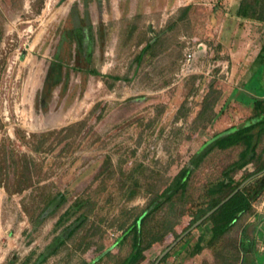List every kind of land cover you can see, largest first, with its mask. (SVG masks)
Masks as SVG:
<instances>
[{
	"label": "rangeland",
	"instance_id": "1",
	"mask_svg": "<svg viewBox=\"0 0 264 264\" xmlns=\"http://www.w3.org/2000/svg\"><path fill=\"white\" fill-rule=\"evenodd\" d=\"M241 2L0 0V264H116L129 253V240L117 242L124 229L207 141L247 122L254 98L264 99V21L238 16ZM78 33L91 40L89 57ZM199 42L207 51L181 75L187 47ZM53 62L61 79L49 90ZM241 149L206 157L185 198L155 216L173 231L144 240L138 264H155L186 231L209 183ZM263 200L220 241L228 262L208 245L205 225L178 240L167 263L264 264L254 233ZM81 216L75 234L42 261ZM197 243L204 247L195 253Z\"/></svg>",
	"mask_w": 264,
	"mask_h": 264
},
{
	"label": "trees",
	"instance_id": "2",
	"mask_svg": "<svg viewBox=\"0 0 264 264\" xmlns=\"http://www.w3.org/2000/svg\"><path fill=\"white\" fill-rule=\"evenodd\" d=\"M237 15L244 18L264 21V0H242L237 10ZM72 19L75 28L80 32L82 21L80 20L79 14L77 12H72ZM87 38L88 37L83 40V34L78 33L77 41L80 49L79 51L80 53H86L87 57H89V54H91L92 51V43L91 40H87ZM64 39H62V41H64ZM150 46L151 43H148L142 51L147 50ZM263 49L264 46L262 50ZM263 56V51H260L258 57ZM60 68V63H52L46 81L49 90L61 79ZM91 73L104 76L98 69H92ZM114 78L119 79L120 77L115 75ZM253 109L254 113L247 122L241 125L231 126L215 134L209 141H207L203 148L191 157L190 163L177 173L171 184L165 188L162 193L157 194L152 199L147 209L138 214L124 229L123 233L118 237L117 242L123 244L129 240L130 251L122 260L116 262V264H138L144 257V250L142 247L144 240L150 241L155 238L161 239L160 235H156L155 237H153V235L159 234L163 228L166 233L173 231L170 227L160 225L162 224L161 222L160 224L155 223L154 219L156 214L159 213V211L168 203L173 206L175 203V197L180 199L185 198L192 174L214 150H226L236 146H242L239 157L223 170L221 177L209 183L203 196V200L194 212L190 225L186 230L210 210L224 201L230 194L238 189L243 182L264 170V146L259 150V146L264 138V99L259 97L254 98ZM249 164L254 165V170L247 172L243 179L237 180L235 178V173L246 168ZM263 194L264 173L249 180L243 187L238 189L233 196L221 204L195 228H201L202 226L208 225L211 231V238L208 241V245L219 249L220 241L225 239L226 235L236 225L237 221L245 214L255 212L254 203L258 201ZM59 196H61V198L63 197L62 194H59ZM57 197L55 198L56 200ZM85 218L86 217L84 216L78 217L75 223L69 226L67 232L58 235L53 243L48 246L47 251L41 254L42 261L55 253L59 247L65 243L67 236L71 237L75 234L77 229H79L85 221ZM79 221L80 223L75 225ZM186 241L182 244L181 248L185 246ZM251 243L254 245V241ZM203 247V243H197L194 252H200ZM224 248L225 247H221L217 253L221 254L218 256H220L223 261L228 262L229 258L222 253ZM238 251H240V248ZM169 253L170 251L164 255L161 264H169L166 261L170 255ZM107 254H109V251L106 250L101 254L100 258ZM93 263L94 262H86L85 264Z\"/></svg>",
	"mask_w": 264,
	"mask_h": 264
},
{
	"label": "built area",
	"instance_id": "3",
	"mask_svg": "<svg viewBox=\"0 0 264 264\" xmlns=\"http://www.w3.org/2000/svg\"><path fill=\"white\" fill-rule=\"evenodd\" d=\"M208 47L204 42L189 44L185 52V58L181 67V75H189L195 70V62L201 51H207Z\"/></svg>",
	"mask_w": 264,
	"mask_h": 264
},
{
	"label": "water",
	"instance_id": "4",
	"mask_svg": "<svg viewBox=\"0 0 264 264\" xmlns=\"http://www.w3.org/2000/svg\"><path fill=\"white\" fill-rule=\"evenodd\" d=\"M264 173V170L258 174H256L255 176L261 175ZM253 176V177H255ZM253 177L249 178L248 180H246L245 182H243L241 184V186L238 188L240 189L241 187H243L249 180H251ZM236 189L232 194H230L224 201H222L219 205H217L216 207H214L212 210H210L207 214H205L202 218H200L198 221H196L188 230H186L179 238H177V240H175L168 248H166L162 254L159 256V258L157 259L155 264H158L160 262V260L164 257V255L170 251V249L177 243L178 240H180L186 233H188L189 231H191L193 228H195L196 226H198L204 219H206L210 214H212L221 204H223L225 201H227L231 196L234 195V193L238 190Z\"/></svg>",
	"mask_w": 264,
	"mask_h": 264
},
{
	"label": "crops",
	"instance_id": "5",
	"mask_svg": "<svg viewBox=\"0 0 264 264\" xmlns=\"http://www.w3.org/2000/svg\"><path fill=\"white\" fill-rule=\"evenodd\" d=\"M263 202H264V200H263ZM263 221H264V212H262V214L259 215V219L255 223L254 233H255L257 239L261 240V242L264 243V228H263V225H262Z\"/></svg>",
	"mask_w": 264,
	"mask_h": 264
}]
</instances>
